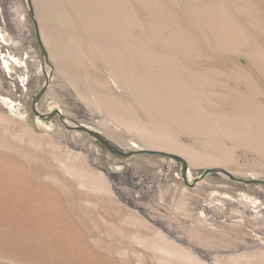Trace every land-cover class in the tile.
I'll list each match as a JSON object with an SVG mask.
<instances>
[{
    "label": "rangeland",
    "instance_id": "374dc122",
    "mask_svg": "<svg viewBox=\"0 0 264 264\" xmlns=\"http://www.w3.org/2000/svg\"><path fill=\"white\" fill-rule=\"evenodd\" d=\"M0 33V264H264V0H0Z\"/></svg>",
    "mask_w": 264,
    "mask_h": 264
},
{
    "label": "water",
    "instance_id": "95a60500",
    "mask_svg": "<svg viewBox=\"0 0 264 264\" xmlns=\"http://www.w3.org/2000/svg\"><path fill=\"white\" fill-rule=\"evenodd\" d=\"M35 33H36V38H37V42H38V45L40 47V50L42 52V55L46 58L47 57V52H46V49L44 47V44L42 42V39H41V35H40V30H39V27L37 25V23L35 22ZM45 92V88H42L39 93L35 96L34 100H33V111L35 113V115L39 116L40 118H52L53 116L55 115H58L61 119H63V116L61 115L60 111L56 110L52 113H49V114H40L36 111L35 109V105L37 103V101L42 97V95L44 94ZM73 129H76L78 131H82L84 133H87L89 136H91L97 143H99L104 149H106L108 152H110L112 155L114 156H117L121 159H128L130 157H132L133 155H135L137 153V151H131V152H124V151H121L119 150L118 148L114 147L113 145H111L106 139L103 138V136L94 131V130H91L87 127H84V126H75ZM143 152H148V153H158L157 151H144V150H141ZM184 163V161H183ZM252 183H256V184H263L264 185V181H252Z\"/></svg>",
    "mask_w": 264,
    "mask_h": 264
},
{
    "label": "bare ground",
    "instance_id": "6f19581e",
    "mask_svg": "<svg viewBox=\"0 0 264 264\" xmlns=\"http://www.w3.org/2000/svg\"><path fill=\"white\" fill-rule=\"evenodd\" d=\"M0 39H1V42L5 43L6 37L4 35H2L1 33H0ZM5 63L7 64L8 62H5Z\"/></svg>",
    "mask_w": 264,
    "mask_h": 264
}]
</instances>
